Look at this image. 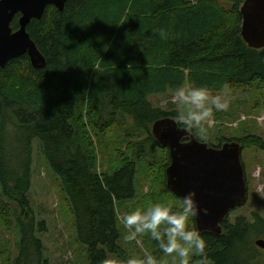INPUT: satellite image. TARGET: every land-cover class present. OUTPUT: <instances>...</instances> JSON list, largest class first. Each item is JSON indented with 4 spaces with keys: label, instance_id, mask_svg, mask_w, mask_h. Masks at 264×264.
I'll return each instance as SVG.
<instances>
[{
    "label": "trees",
    "instance_id": "obj_1",
    "mask_svg": "<svg viewBox=\"0 0 264 264\" xmlns=\"http://www.w3.org/2000/svg\"><path fill=\"white\" fill-rule=\"evenodd\" d=\"M227 1L232 6L226 10L218 0H68L63 10L48 5L41 19L33 18L26 31L46 65L35 68L23 54L0 68V187L5 200L29 207L33 143L38 141L71 205L88 264H110L111 254L124 262L131 258L120 241L124 231L117 204L137 196L138 165L123 156L109 172H100L91 132L115 125L127 136L141 132L135 147L144 153L148 145L160 146L151 125L175 118L177 112L155 106L150 95L181 85L206 86L217 95L226 83L242 87L264 81V47H248L240 34L245 0ZM19 16L11 23L13 30L20 27ZM233 139L243 148L264 151L260 135ZM164 149L166 162L152 177V190L142 195L141 210L164 203L168 195L174 197L171 203L178 198L167 188L171 159ZM21 218L14 264H50L36 233L46 230L45 223ZM252 218L228 216L219 236L201 232L208 241L206 256L194 257L192 264H255L246 251L255 235L264 234V219L258 213ZM141 237L150 249L155 241L148 234ZM150 252L159 264L172 260L159 248ZM138 253L142 258L144 252Z\"/></svg>",
    "mask_w": 264,
    "mask_h": 264
},
{
    "label": "rangeland",
    "instance_id": "obj_2",
    "mask_svg": "<svg viewBox=\"0 0 264 264\" xmlns=\"http://www.w3.org/2000/svg\"><path fill=\"white\" fill-rule=\"evenodd\" d=\"M184 1L195 2V0ZM218 1L226 10L232 6L227 0ZM241 85L242 87L230 86L229 110L214 112L206 125L208 141L214 146L228 139H241L248 135H260L264 138V81L257 79L250 84ZM149 98L155 106L165 110H180L174 91L153 94ZM124 117L132 123L129 116ZM91 136L95 143L97 166L100 172H109L116 164H120V158L123 156L137 162L139 170L136 176L137 196L131 200L118 202L117 216L121 231H124L123 238L120 239L122 246L132 254V257L139 258L138 250L150 252L157 249L158 245L155 241L152 247L147 249L141 236L134 241L126 240L127 229L124 228L121 220L124 215L140 209L138 205L141 203L142 195L152 190V177L159 175L158 170L166 162L167 151L159 144L160 146L148 145L144 153L137 152L135 142L144 134L138 132L127 136L120 125H115L112 129L106 128L104 132L92 130ZM33 144L32 183L28 192L29 207L17 208L13 202L6 201L0 187V246H2L0 264H14L15 257L19 254L21 232L17 218L21 216L25 222L33 220L37 225L41 222L45 223L46 230L37 229L36 233L42 238L45 245L44 256L49 259L50 264H88V249L77 238L74 230V215L67 196L63 193L59 177L43 156L40 143L34 141ZM242 158L246 169L248 200L243 207L233 209L229 217L234 220L236 216L246 215L253 219L252 214L258 213L264 219V151L256 147H244ZM168 196L164 200L165 204L177 202V199H174V203H171L170 200L174 197ZM175 196L178 197L176 194ZM260 238L264 239V234L255 235L246 251V256L255 264H264V249L255 244ZM109 260L110 264H124V261L113 254L109 255ZM164 262L163 264H172V260L168 258Z\"/></svg>",
    "mask_w": 264,
    "mask_h": 264
},
{
    "label": "water",
    "instance_id": "obj_3",
    "mask_svg": "<svg viewBox=\"0 0 264 264\" xmlns=\"http://www.w3.org/2000/svg\"><path fill=\"white\" fill-rule=\"evenodd\" d=\"M67 1L0 0V68L23 54H28L35 68L44 67L46 57L26 31L27 26L33 18L41 19L48 5L63 10ZM240 9V34L248 47L263 48L264 0H245ZM19 13L20 27L13 30L11 23ZM151 126L154 138L170 154L165 175L167 188L178 197L195 191L201 209L196 227L219 236L223 231L221 223L248 200L242 142L226 140L215 146L209 141L202 143L191 130L178 127L172 117L160 118ZM255 244L264 248V239H257Z\"/></svg>",
    "mask_w": 264,
    "mask_h": 264
},
{
    "label": "clouds",
    "instance_id": "obj_4",
    "mask_svg": "<svg viewBox=\"0 0 264 264\" xmlns=\"http://www.w3.org/2000/svg\"><path fill=\"white\" fill-rule=\"evenodd\" d=\"M160 35L163 32L160 31ZM231 90L226 83L220 94L212 95L206 86H178L174 97L180 105L174 123L191 130L202 143L209 139L206 125L214 112H227L230 106ZM196 192L190 191L177 198L175 204L154 202L146 210L137 209L122 217L121 223L127 229L125 239L134 241L138 236L148 234L156 241L162 254L172 258V264H192L194 257L206 256L208 241L195 226L200 215V204ZM208 213V209H203ZM124 264H159L157 257L145 251L142 258L131 257Z\"/></svg>",
    "mask_w": 264,
    "mask_h": 264
},
{
    "label": "flooded vegetation",
    "instance_id": "obj_5",
    "mask_svg": "<svg viewBox=\"0 0 264 264\" xmlns=\"http://www.w3.org/2000/svg\"><path fill=\"white\" fill-rule=\"evenodd\" d=\"M264 249V248H263Z\"/></svg>",
    "mask_w": 264,
    "mask_h": 264
}]
</instances>
